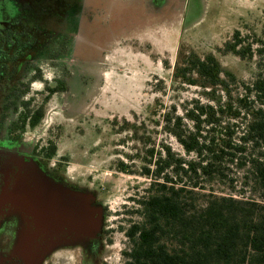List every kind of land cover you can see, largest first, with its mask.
Wrapping results in <instances>:
<instances>
[{
    "label": "rangeland",
    "instance_id": "1",
    "mask_svg": "<svg viewBox=\"0 0 264 264\" xmlns=\"http://www.w3.org/2000/svg\"><path fill=\"white\" fill-rule=\"evenodd\" d=\"M49 2V21L39 23L33 32L15 29L26 37L17 42L19 47H3L22 52L19 59H7L0 77V105L4 95L18 87L31 101L30 109L42 108L39 123L20 133L21 147L29 156L32 149L39 159L41 151L54 146L48 164L58 169L60 186L89 195L90 205L101 209L102 218L90 239L77 237L55 245L58 236L41 233L23 260L24 239L37 230L31 216L8 204L30 223V231L17 238L10 255L20 257L21 264H43L49 257L54 264H78L82 257L84 264H92L93 255L85 248L82 257V248L68 253L59 249L82 247L106 229L109 233L96 258L105 264H124L123 252L129 249L125 231L139 221L135 200L152 182L142 175L144 169L153 170V161L166 149L176 159H189L166 128L173 129L171 125L194 101H207L202 88L184 83L176 70L181 71L191 55H212L238 83L249 85L264 75V56L256 52L264 47V0ZM235 33L243 58L225 51ZM41 52L52 53L36 54ZM58 80L61 90L54 89ZM231 89L233 95L243 94L241 87ZM17 114L9 113L0 124V136ZM187 127L183 120V129ZM20 158L28 167L34 164L25 155H8L3 162L12 179L8 192L25 172ZM239 178L230 167L228 180L236 190L242 186ZM47 239L53 246L37 260L36 252Z\"/></svg>",
    "mask_w": 264,
    "mask_h": 264
},
{
    "label": "trees",
    "instance_id": "2",
    "mask_svg": "<svg viewBox=\"0 0 264 264\" xmlns=\"http://www.w3.org/2000/svg\"><path fill=\"white\" fill-rule=\"evenodd\" d=\"M239 45L235 33L225 51L243 58ZM256 52L263 57L264 47ZM182 67L176 76L199 85L207 101H194L166 128L189 159L166 149L153 170L144 169L152 182L135 200L139 221L125 231L124 264H264V75L238 83L212 55H191ZM233 85L243 94L233 95ZM26 105L22 130L43 116L41 107ZM54 153L51 145L41 156L49 162ZM230 167L240 177L239 190L228 180Z\"/></svg>",
    "mask_w": 264,
    "mask_h": 264
},
{
    "label": "flooded vegetation",
    "instance_id": "3",
    "mask_svg": "<svg viewBox=\"0 0 264 264\" xmlns=\"http://www.w3.org/2000/svg\"><path fill=\"white\" fill-rule=\"evenodd\" d=\"M49 1L50 0H0V77L3 76L4 69H6L5 65L7 63V59H19L22 52L20 50H12V52L9 50L4 51L3 47L11 48L14 45H18L17 47L20 46V39L24 36L26 37V35L21 34L19 29L17 31L15 29L25 27L26 29L28 28V30L31 29L30 31L33 32V29L37 27L39 23L49 21V19L52 18L50 10L47 9V4L51 3ZM57 9L58 8L55 9L56 12ZM7 37L11 38V42L7 41ZM17 47L16 49H18ZM45 53L48 54L52 52H41L36 54H41L43 56L46 55ZM48 58H51V56ZM54 84V89L61 90V87L63 86L62 80L55 81ZM17 88L9 90V92L4 95L0 105V124L5 122L9 113H12L13 115L18 113L16 119H13L6 126L3 134L0 136V196L3 190L5 191L9 189V186L12 182V179L8 178L9 175L6 171V168L3 166V162H5V160L8 158V155L11 154H17L20 156L25 155L30 160H32L35 165H37L38 169L45 176L51 178L56 183H61V175L57 172V168L50 166L48 162L42 157L37 159L34 155H32V149L29 150L30 156L27 155L26 149L21 147V142L18 139H20V133L24 129L22 130L20 128L18 120L21 118L22 113L25 112L24 107L27 106L26 104L28 102L30 104L31 101L28 99L25 100V97H23L24 93L20 92V90ZM14 93H16V98L13 96ZM35 109L36 108H33V110ZM57 174L60 176H57ZM29 231V221L22 219L21 215L18 212L12 210L7 203H0V264H21L20 257H12L10 255V251L15 245L17 238L20 236L23 237V235ZM108 233L109 231L105 229L101 233H98L97 237L89 240L82 247H72L70 249L64 248L59 250L68 253L69 251L77 252V249L82 248L80 250L82 251L81 257L83 252L88 250L90 251V254L93 255L94 260L92 259V264H105V262H101L98 258H96V256H98L102 250L103 241L104 239L106 241V234ZM81 259L82 260L80 262L77 260L78 264H84L83 257ZM53 262L56 261L49 257L43 262V264H54Z\"/></svg>",
    "mask_w": 264,
    "mask_h": 264
},
{
    "label": "water",
    "instance_id": "4",
    "mask_svg": "<svg viewBox=\"0 0 264 264\" xmlns=\"http://www.w3.org/2000/svg\"><path fill=\"white\" fill-rule=\"evenodd\" d=\"M23 165L11 191L3 190L0 203L20 208L34 220L37 232L26 235L22 247V256L32 251L30 245L38 235L46 232L47 238L57 237L56 244H66L77 239H90L100 229L101 209L90 204L91 197L83 193H74L63 189L59 183L45 176L37 167H28L24 158L17 159ZM53 241L48 239L36 252L38 260L43 251L50 249ZM39 247H41L39 245Z\"/></svg>",
    "mask_w": 264,
    "mask_h": 264
}]
</instances>
